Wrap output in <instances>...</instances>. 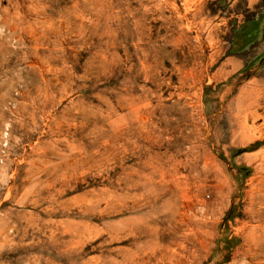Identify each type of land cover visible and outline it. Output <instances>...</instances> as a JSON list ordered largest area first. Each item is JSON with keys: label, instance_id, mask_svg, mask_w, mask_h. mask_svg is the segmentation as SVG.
<instances>
[{"label": "rangeland", "instance_id": "374dc122", "mask_svg": "<svg viewBox=\"0 0 264 264\" xmlns=\"http://www.w3.org/2000/svg\"><path fill=\"white\" fill-rule=\"evenodd\" d=\"M263 180L264 0H0V264H234Z\"/></svg>", "mask_w": 264, "mask_h": 264}, {"label": "bare ground", "instance_id": "6f19581e", "mask_svg": "<svg viewBox=\"0 0 264 264\" xmlns=\"http://www.w3.org/2000/svg\"><path fill=\"white\" fill-rule=\"evenodd\" d=\"M185 75H186L185 78L187 79V81L188 80L195 81L199 77V74L194 72L193 70L188 71ZM45 100H47V99H45ZM248 115H249V113L247 112V110H239L237 112V114L235 115L234 119L238 123V121H241L242 118H245V119L248 118L249 117ZM250 115H251V112H250ZM242 124L243 123L238 124L237 127L240 129V132H239V134H241L240 136L241 137L243 136V138H244V132L245 131H243L244 127ZM57 125H58V123H57ZM237 134H238V132H236V135ZM233 136H235V135H233ZM240 136H238V137H240ZM248 141L249 140H247V142ZM237 142H238V140H237ZM239 142H241V144H243L242 138H241V140L239 139ZM32 148H34V147H32ZM178 166H180V164ZM177 175H178V173H177ZM178 178L180 180V177H178ZM260 184H262V183L260 182ZM178 186H180V185H178ZM260 187H261V185H260ZM168 196L169 197L175 196V190L173 189V190L169 191ZM246 217H247V219L243 220L241 222V227H240V232H242V236H243L244 250L242 252L240 259L236 260L234 262V264H257L261 260H264V182H263L262 187L252 194L250 205H249Z\"/></svg>", "mask_w": 264, "mask_h": 264}]
</instances>
